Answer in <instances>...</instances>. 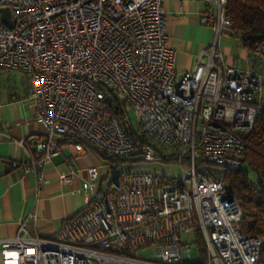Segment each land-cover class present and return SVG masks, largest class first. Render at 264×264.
<instances>
[{
	"label": "built area",
	"instance_id": "built-area-1",
	"mask_svg": "<svg viewBox=\"0 0 264 264\" xmlns=\"http://www.w3.org/2000/svg\"><path fill=\"white\" fill-rule=\"evenodd\" d=\"M204 2L201 23L214 40L178 77L164 0H0L16 19L11 27L0 14V68L28 76L26 100L45 127L33 148L20 141L28 167L41 172L63 147L89 145L108 156L177 161L184 171H126L102 190L91 166L85 208L52 237L31 234L35 214L24 217L1 240L2 264H184L192 251L185 233L201 235L206 264L259 263L264 236L243 232L223 174L241 166L264 108V42L253 52L259 69L230 63L220 48L232 27L228 0ZM117 101L134 110L136 125Z\"/></svg>",
	"mask_w": 264,
	"mask_h": 264
},
{
	"label": "crops",
	"instance_id": "crops-1",
	"mask_svg": "<svg viewBox=\"0 0 264 264\" xmlns=\"http://www.w3.org/2000/svg\"><path fill=\"white\" fill-rule=\"evenodd\" d=\"M164 9L169 46L176 53V71L180 77L195 68L200 53L213 42L215 33L212 27L201 23L206 9L204 0H164ZM220 48L230 63L259 69L260 59L249 50L241 51L238 62L231 49L224 50L221 45ZM29 87L24 72L0 68V264L1 240L15 235L20 221L27 215L35 214L27 225L31 234L52 237L67 217L85 208L82 183L88 169L99 163L95 151L87 145L81 153L63 147L41 172L28 167L30 154L25 146L33 148L31 139H40L45 132L35 106L26 100ZM14 162L18 164L13 166ZM68 173L71 180L63 181L61 175ZM95 187L104 190L101 180L95 181Z\"/></svg>",
	"mask_w": 264,
	"mask_h": 264
},
{
	"label": "trees",
	"instance_id": "trees-1",
	"mask_svg": "<svg viewBox=\"0 0 264 264\" xmlns=\"http://www.w3.org/2000/svg\"><path fill=\"white\" fill-rule=\"evenodd\" d=\"M226 14L232 22L230 33L239 36L243 47L253 53L255 46L264 42V0H228ZM116 109L123 118L127 117V109L120 101H117ZM246 140L248 146L241 166L224 171L223 180L231 186L241 204L243 232L264 236V108ZM98 154L108 157L102 153ZM251 172L255 173L256 182L251 180ZM197 236L200 258L196 261H186L184 264L207 263L204 240L200 234L197 233ZM258 264H264V249Z\"/></svg>",
	"mask_w": 264,
	"mask_h": 264
},
{
	"label": "rangeland",
	"instance_id": "rangeland-1",
	"mask_svg": "<svg viewBox=\"0 0 264 264\" xmlns=\"http://www.w3.org/2000/svg\"><path fill=\"white\" fill-rule=\"evenodd\" d=\"M221 47L226 50L231 49V54L235 57L238 62H241V51L244 50L241 38L233 33L223 34L220 39ZM224 52V51H223ZM225 54V53H224ZM240 65H242L240 63ZM128 114L137 124V116L132 108H127ZM95 155L99 160L98 167L100 170V177L97 181L100 182L101 186L105 190L109 187L112 180L126 171H141L151 172L168 177H178L184 174L183 168L177 161H149L141 158L138 155L116 158V157H103L95 151ZM251 180L256 182L255 173H250ZM183 242L190 243L192 245L191 260L196 261L200 258V247L198 239L193 233H185L181 237ZM147 253L148 251H144Z\"/></svg>",
	"mask_w": 264,
	"mask_h": 264
},
{
	"label": "water",
	"instance_id": "water-1",
	"mask_svg": "<svg viewBox=\"0 0 264 264\" xmlns=\"http://www.w3.org/2000/svg\"><path fill=\"white\" fill-rule=\"evenodd\" d=\"M0 14L3 22L11 27L15 26L16 19L12 17V11L9 7H0Z\"/></svg>",
	"mask_w": 264,
	"mask_h": 264
}]
</instances>
